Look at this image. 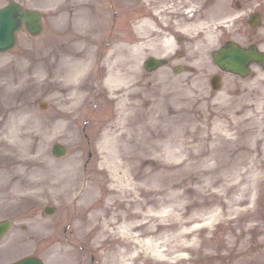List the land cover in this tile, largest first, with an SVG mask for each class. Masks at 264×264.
<instances>
[{"label":"rangeland","instance_id":"374dc122","mask_svg":"<svg viewBox=\"0 0 264 264\" xmlns=\"http://www.w3.org/2000/svg\"><path fill=\"white\" fill-rule=\"evenodd\" d=\"M21 1L43 11V28L36 35L21 31L16 46L0 53V83L5 87L19 86L20 91L15 92V96L26 117L25 129H36L38 134L21 146L24 156L17 154L15 149L14 154L13 149L4 147V142L0 143V218L14 220L12 230L0 242V261L6 256L9 259L34 250L44 256L45 264H102L106 253L114 250L116 264H264L263 234L249 227L245 236L238 235L245 224L251 226L264 217L261 211L264 201L262 108H245L243 113L242 108L233 109L241 104L232 94L223 90L214 96L206 93L205 76L210 69L217 71L208 61L197 62L196 70L190 67L191 62L182 61L183 71L176 76L168 66L141 73L137 69V58L118 64L115 78L116 82L125 81L123 86L118 84L111 90L104 83L103 91L96 88L86 91L91 80H84L76 91L77 99L83 97L82 103L72 108L74 102L65 97L67 90L64 91L63 83L57 87L58 98L52 97L47 72H52L54 66L49 61L61 56L63 60V54H67L68 59L91 56L94 43L96 46L100 40L106 42L111 38L108 32L111 26L116 31L120 24L127 29L133 15H151L152 10L158 8L154 6L156 0H142L136 7L129 3H113L114 0ZM5 2L0 0V5ZM57 5L58 10L55 9ZM230 5L224 4L222 11ZM99 11L105 12L103 16H108V19L95 16ZM92 15L95 16L92 21L99 28L91 25L82 34L78 24L83 20L85 24ZM206 15L208 20L219 18L218 14L212 18L208 13ZM119 29L125 36V31L121 27ZM146 29L149 32L154 30L151 25ZM79 34L86 36L80 37ZM155 40L151 38L143 46L145 50H139V53L144 51L143 55H146L163 51L164 42ZM109 41L111 43L112 39ZM127 62L135 65L126 67ZM224 78L229 84L230 76L224 73ZM256 92L254 89L247 95L255 96ZM247 95L242 94L243 97ZM253 100H257L254 103L257 105L260 97ZM42 102L45 105L40 107ZM231 110L232 116L227 115L225 120V114ZM219 112L224 120L219 117ZM158 120L169 125L167 133L159 136L161 144L144 141V146L137 148L140 140L138 131ZM123 125L125 128L133 127L119 132ZM213 133H219L227 141L226 146L235 156L236 163L227 175H235L237 179L243 175L241 185L252 184L248 192L250 200L241 203L240 207L257 210L254 220L235 224L232 215L228 216L223 211L221 216L212 215L211 221L204 223L203 215H209L215 207L222 209V205L212 203L200 208L189 204L187 199L193 188L172 180L169 196L163 194L145 202L158 211L167 205L166 219L161 212H156L152 223L133 228L137 237L149 239V244L154 245L140 241L136 247H124L119 244L123 238L121 233L102 231L101 220L110 213V209L98 206L105 201L106 187L112 182L109 169L102 161L105 152L112 150L121 156L137 151L124 164L129 167L132 181L140 182L136 172L158 169L164 158L158 153L166 143L179 145L176 146L181 150L178 162L182 153L189 151L184 147V135ZM55 141L67 146L61 156L51 152ZM36 154L44 161L28 160ZM74 163L76 169H73ZM222 168L223 165L218 171ZM45 204L54 208L49 215L44 212ZM65 224L68 226L63 230ZM151 228L154 230L147 231ZM153 248L161 251L160 258L152 253ZM255 255L256 261L253 259Z\"/></svg>","mask_w":264,"mask_h":264},{"label":"bare ground","instance_id":"6f19581e","mask_svg":"<svg viewBox=\"0 0 264 264\" xmlns=\"http://www.w3.org/2000/svg\"><path fill=\"white\" fill-rule=\"evenodd\" d=\"M55 9L58 10L59 5ZM84 21L80 22L78 26L84 27ZM149 21V16H142L137 26L147 27ZM15 31H17V28L14 29ZM167 43H170V41L168 40ZM63 56V60L61 56L58 59L52 58L49 61V64L54 68L52 72H47L50 76L47 79L49 81L48 85L53 90L52 97L58 98L57 87L63 83L64 91L67 90L65 97L70 102L73 100L74 106L72 108H77L80 100L76 98V91L82 85L81 82L84 80L85 75L88 76V60L82 55L74 57L75 59H68L67 54H63ZM112 79L110 77V80ZM17 91H20L17 85L12 88L5 87L0 83V143L4 142V147L13 149L14 154L16 150L17 154L24 156L21 146L29 143L31 137L37 136L38 131L33 128L25 129L26 117L22 113L21 104L16 99L15 92ZM219 115L223 117L222 113ZM226 117L227 114H225V119ZM149 125L150 127L142 126L138 131L140 140H138L137 148L138 146H144V141H152L156 145L161 144L162 141L159 136L166 134L169 127L166 123L161 124L159 120ZM122 127L119 132L127 131L133 126L125 128L123 125ZM224 132L226 133V131ZM184 139V147L185 149L189 148V151L185 150L182 153L181 160L177 162V159L181 156V150L176 147L179 145L175 143L174 146H171L170 143H166L158 153L164 157L158 169H146L136 172L141 178L140 182L132 181L129 176V167L124 164L125 161L133 157V154H137V151L127 152L119 156L110 150L103 155L102 161L109 169L112 182L106 187L107 197L105 201L98 206L110 209V213L101 220V228L103 232L115 231L121 233L123 238L119 240V244L124 247H136L135 245L141 243L140 241L151 245L149 239L145 240L137 237V232L133 228L146 225L147 222L152 223L151 219L156 215V212H161L163 218L166 219L169 210L167 205H163L158 211L157 209L154 210L153 205L145 202L163 194L169 196L172 180L177 181L180 185L193 188L189 199H187L189 204H196L200 208L212 203L222 205L223 210L215 207L209 215L204 214V223H209L212 215L214 217L221 216L223 211L228 216L232 215L231 219L235 224H239V222L243 224V221L247 219L254 220L256 218L257 210L252 207H240L241 203L250 200L251 195L248 192L252 188V184L241 185L244 179L243 175L239 179L235 175H227V171H231L234 162L236 163L235 156L226 146L227 141L219 133L189 134L184 135ZM107 142L109 143V139ZM38 154L28 157V160L31 162L44 161ZM236 157L238 159V156ZM22 160H25V158H22ZM73 165V169H76V163ZM221 165L224 168L218 171ZM148 180H150V183ZM236 191L237 193H235ZM261 211L264 216V201ZM263 218L251 224V226L245 224L246 226L241 227L238 235L245 236L248 228L253 227L264 236ZM153 230L154 228L147 229V231ZM152 253L158 258L162 255L159 249L153 248ZM106 254L107 256L103 259L102 264H116V251L110 250ZM253 259L256 261L257 255Z\"/></svg>","mask_w":264,"mask_h":264},{"label":"flooded vegetation","instance_id":"af4514ba","mask_svg":"<svg viewBox=\"0 0 264 264\" xmlns=\"http://www.w3.org/2000/svg\"><path fill=\"white\" fill-rule=\"evenodd\" d=\"M227 3L231 5L222 11L223 5ZM154 6L158 7L154 10L155 17L152 20L154 30L145 34L132 30L124 32L125 36L119 42L120 59L135 58L136 55H132L136 53L134 45L142 41V35H147V39L155 38V42L169 40V46H165L159 53L169 54L167 64L170 69L175 65L184 68L182 61L187 60L192 63L190 67L196 70L197 62L208 61L217 68L213 72L220 75L219 80L224 84L225 90L236 97L235 101L241 107L254 106L253 99L260 97L264 108V0H209L204 3L201 0H156ZM207 13L210 18L214 14H218L219 18L208 20ZM218 21L221 22L215 24ZM227 41L243 50L242 58L246 59L244 65L247 74L225 71L213 62L211 51ZM210 44L214 46L208 48ZM173 61L176 62L172 63ZM137 62V69L143 71L140 59ZM101 63L102 58L96 69L98 78L103 77L107 70ZM125 64L129 67L132 63ZM224 73L231 78L229 84ZM254 89H257L256 95L248 96ZM242 94L248 97H243ZM250 99L252 100L249 101Z\"/></svg>","mask_w":264,"mask_h":264},{"label":"water","instance_id":"95a60500","mask_svg":"<svg viewBox=\"0 0 264 264\" xmlns=\"http://www.w3.org/2000/svg\"><path fill=\"white\" fill-rule=\"evenodd\" d=\"M22 20L25 21V27L31 33L40 31L42 25L40 21V14L35 10H24L22 7L15 3H8L0 7V50H5L15 43V28L22 26ZM233 53L228 57V67L234 68L237 65L236 58ZM65 146L54 143L52 150L56 154H62L65 151ZM47 211H50V209ZM9 225L8 220L0 221V234ZM9 264H42L41 260L34 256H26L15 262Z\"/></svg>","mask_w":264,"mask_h":264}]
</instances>
